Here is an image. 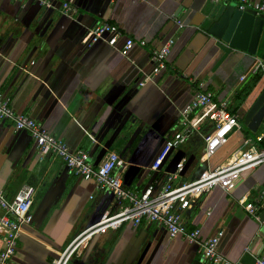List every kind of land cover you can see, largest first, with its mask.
Returning a JSON list of instances; mask_svg holds the SVG:
<instances>
[{"label": "crops", "instance_id": "1", "mask_svg": "<svg viewBox=\"0 0 264 264\" xmlns=\"http://www.w3.org/2000/svg\"><path fill=\"white\" fill-rule=\"evenodd\" d=\"M76 9L62 14L61 2L51 8L36 2L0 0V94L13 110L29 116L71 150H84L93 162L108 152L124 161L123 186L141 192L149 185L159 191L191 183L227 163L239 150L264 148L243 117L262 86L260 79L237 102L234 97L254 77L250 70L264 55L243 50L240 37L225 43L212 33L233 4L210 0H67ZM264 1V0H255ZM234 6V5H233ZM110 23L125 37L145 41L123 57L105 42L85 45L94 26ZM177 23L184 26L178 28ZM225 25L219 33L223 34ZM218 31V30H217ZM223 31V32H222ZM238 36L240 34L237 33ZM242 35V33H241ZM174 39L167 68L153 82L151 52ZM123 40L119 42L121 45ZM199 84L226 101L241 125L215 154L204 158L205 141L214 129L209 108L195 115L197 131L173 148L158 172L151 170L167 140L179 132V111L189 104ZM183 163L182 172L177 165ZM24 185L37 188L16 252L9 264H48L85 229L117 212L111 192L71 174L62 160L40 158L33 139L0 121V193L10 200ZM64 191L56 201L61 189ZM264 165L247 172L231 192L215 189L183 212L187 231L201 238L223 231L218 251L231 264H254L264 259ZM260 206L252 217L240 201ZM2 211L0 209V216ZM3 242L0 236V250ZM203 259L183 237L169 238L158 224H123L93 236L88 247L69 264H192Z\"/></svg>", "mask_w": 264, "mask_h": 264}, {"label": "built area", "instance_id": "2", "mask_svg": "<svg viewBox=\"0 0 264 264\" xmlns=\"http://www.w3.org/2000/svg\"><path fill=\"white\" fill-rule=\"evenodd\" d=\"M34 1L42 8H51L55 0H24ZM61 2L62 14L68 16L76 12V9L67 0ZM213 4L226 2L233 4L239 11L251 10L257 16L264 15V1L255 0H210ZM182 28V23H177ZM123 40L122 44L119 42ZM105 42L110 48L116 50L121 56L126 57L134 46H145V41H134L125 37L123 31L116 25L102 23L89 30L83 39L85 45ZM175 40L168 39L163 46L151 52L153 62L152 73L139 83L144 86L146 82H153L155 76L167 68V59ZM253 76L264 75V60H256L250 70ZM209 108L208 119L213 123V131L204 138V158L215 154L228 140L234 130H240L237 115L228 111L226 101L215 102L214 96L204 90L203 84H199L198 91L189 104L179 111V127L172 139L167 140L159 154L156 156L151 170L158 172L168 153L178 145L184 143L195 131L198 123L195 115L201 110ZM0 121H9L15 131L28 132L33 139L40 158L46 156L59 158L67 170L85 181H94L97 189L111 192L117 206V212L107 216L97 224L85 229L75 236L66 248L57 254L48 264H69L84 251L94 235L103 233L108 229L116 230L123 224L137 227L142 223L158 224L163 227L169 238L183 237L189 244L195 245L203 259L211 264H231L218 251V246L223 231L218 230L210 238L202 239L199 229L187 231L183 222V212L193 208L197 201L206 193L215 189L224 192L233 191L247 172L264 165V148H247L236 152L225 164L203 173L197 180L181 186L172 185V177L167 178L165 185L156 191L149 185L141 192H133L123 186L122 175L125 163L115 152H108L95 164L89 153L84 150H71L65 142L48 133L41 124L29 116L16 113L10 104V99L0 94ZM264 132L255 136L257 142H261ZM177 172H182L183 163L177 165ZM37 188L32 185L22 186L18 192L8 200L0 193V236L3 247L0 250V264H9L13 258L22 227L27 222L29 211L33 205ZM259 202L264 201V189L261 191ZM240 205L252 217L257 218L260 206L246 203L241 200ZM254 264H264V259H255Z\"/></svg>", "mask_w": 264, "mask_h": 264}, {"label": "water", "instance_id": "3", "mask_svg": "<svg viewBox=\"0 0 264 264\" xmlns=\"http://www.w3.org/2000/svg\"><path fill=\"white\" fill-rule=\"evenodd\" d=\"M224 25L225 30L224 32L222 31L223 34L221 35L219 30ZM217 30H213L212 33L223 42L230 43L231 35L235 34L236 40L240 37V42L246 45V47L243 46V50L249 55H264V15L257 16L251 10L242 12L236 9L235 6L230 5L225 10ZM258 85H261L262 88L254 103L243 117V125L253 134L257 132L264 120V75L261 77ZM99 161L95 162V164ZM63 191L64 188L58 193L56 201L61 197ZM263 219L260 218V221H263ZM192 264L202 263L200 261H193Z\"/></svg>", "mask_w": 264, "mask_h": 264}, {"label": "trees", "instance_id": "4", "mask_svg": "<svg viewBox=\"0 0 264 264\" xmlns=\"http://www.w3.org/2000/svg\"><path fill=\"white\" fill-rule=\"evenodd\" d=\"M261 78V75H255L251 80V83L249 85H246L245 87L242 88V90H240V92H238L236 94V96L234 97V100L237 102H241V100L249 93V91L251 90L252 86L254 84L257 83V81ZM230 114L232 115H236L234 112L230 111ZM262 147H264V144L262 145Z\"/></svg>", "mask_w": 264, "mask_h": 264}]
</instances>
